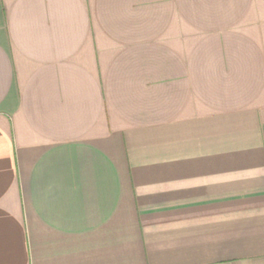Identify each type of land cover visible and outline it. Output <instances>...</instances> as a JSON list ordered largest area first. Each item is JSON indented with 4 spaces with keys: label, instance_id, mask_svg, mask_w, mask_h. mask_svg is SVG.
<instances>
[{
    "label": "crops",
    "instance_id": "obj_1",
    "mask_svg": "<svg viewBox=\"0 0 264 264\" xmlns=\"http://www.w3.org/2000/svg\"><path fill=\"white\" fill-rule=\"evenodd\" d=\"M0 264H264V0H0Z\"/></svg>",
    "mask_w": 264,
    "mask_h": 264
}]
</instances>
